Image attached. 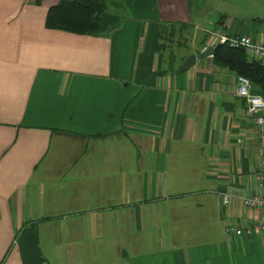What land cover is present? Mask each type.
Instances as JSON below:
<instances>
[{"label": "crops", "instance_id": "obj_1", "mask_svg": "<svg viewBox=\"0 0 264 264\" xmlns=\"http://www.w3.org/2000/svg\"><path fill=\"white\" fill-rule=\"evenodd\" d=\"M59 1L0 0V264H264L224 233L264 219V138L234 71L182 66L217 29L264 42V0H107L85 34L45 27Z\"/></svg>", "mask_w": 264, "mask_h": 264}, {"label": "trees", "instance_id": "obj_2", "mask_svg": "<svg viewBox=\"0 0 264 264\" xmlns=\"http://www.w3.org/2000/svg\"><path fill=\"white\" fill-rule=\"evenodd\" d=\"M107 0H60L50 6L45 17V27L60 29L78 34L98 30L101 14L108 6ZM218 23H223L221 19ZM212 60L229 68L237 75L247 77L252 92L264 97V64L249 57L242 48L222 43L216 47Z\"/></svg>", "mask_w": 264, "mask_h": 264}, {"label": "built area", "instance_id": "obj_3", "mask_svg": "<svg viewBox=\"0 0 264 264\" xmlns=\"http://www.w3.org/2000/svg\"><path fill=\"white\" fill-rule=\"evenodd\" d=\"M217 43H227L231 47L242 48L245 53L254 59L260 60L264 64V42L255 41L249 34L227 35L223 30L217 29L213 33L212 45ZM236 94L243 98L245 106V116L250 119L260 137L264 138V97L252 92L250 80L243 76L236 77ZM256 191L251 194H243L240 200L243 206L255 210H264V155L260 158L257 169L254 173ZM229 193L222 195V202L229 200ZM254 231L264 233V219L259 220L254 227L237 228L232 224L224 226V233L229 235H251Z\"/></svg>", "mask_w": 264, "mask_h": 264}, {"label": "water", "instance_id": "obj_4", "mask_svg": "<svg viewBox=\"0 0 264 264\" xmlns=\"http://www.w3.org/2000/svg\"><path fill=\"white\" fill-rule=\"evenodd\" d=\"M219 45H220V43H217L216 45H208L199 54L196 55V54L192 53V54L188 55L184 59L182 66L183 67L190 66L191 64L194 63L196 58H201V57L213 55L214 52H215L216 47L219 46Z\"/></svg>", "mask_w": 264, "mask_h": 264}, {"label": "rangeland", "instance_id": "obj_5", "mask_svg": "<svg viewBox=\"0 0 264 264\" xmlns=\"http://www.w3.org/2000/svg\"><path fill=\"white\" fill-rule=\"evenodd\" d=\"M124 11V10H123ZM122 11V12H123ZM123 16V15H122ZM237 23V22H236ZM202 25L204 26V28H208L209 27V29L210 28H212V26H211V23H210V21H206V22H203L202 23ZM184 33L185 32H187L186 30L185 31H183ZM187 41L188 40H186V39H183V38H178V37H175V38H173L171 41H169L170 43H171V45H173V46H176V45H178V44H185V46H187L188 44H187Z\"/></svg>", "mask_w": 264, "mask_h": 264}]
</instances>
